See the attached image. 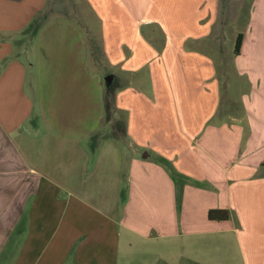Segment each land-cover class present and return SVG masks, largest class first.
Here are the masks:
<instances>
[{
    "label": "crops",
    "instance_id": "obj_1",
    "mask_svg": "<svg viewBox=\"0 0 264 264\" xmlns=\"http://www.w3.org/2000/svg\"><path fill=\"white\" fill-rule=\"evenodd\" d=\"M84 1L99 65L66 15L26 32L48 0H0V264H264V0L228 63L218 0Z\"/></svg>",
    "mask_w": 264,
    "mask_h": 264
},
{
    "label": "rangeland",
    "instance_id": "obj_2",
    "mask_svg": "<svg viewBox=\"0 0 264 264\" xmlns=\"http://www.w3.org/2000/svg\"><path fill=\"white\" fill-rule=\"evenodd\" d=\"M252 0H218V25L221 26L223 30V36L221 40V49L223 50V55L219 56V62L230 60V55L227 50L231 53L234 49L235 39L237 34H243L249 22V13ZM66 15L73 20V22L79 26L85 34V40L89 48V56L91 64L99 65L101 64V59L103 58L101 39L96 32L99 30V23L94 14L89 10L84 0H48L47 7L45 10L46 19L42 22L40 21L39 28L44 25V23L54 15ZM71 20V21H72ZM94 28V30H93ZM212 41L215 42L214 38ZM223 41V42H222ZM219 43V45H220ZM104 68L102 79L106 77V69L111 70L106 64L99 70ZM227 68H223L221 73H225ZM102 72V71H101ZM227 80H225V86L228 87L227 98L236 100L239 98L241 90L238 87V82L234 79L233 71L228 70L226 72ZM105 89V88H104ZM106 92V90H105ZM226 94L222 95V98L226 101ZM229 107V104H226ZM106 123V122H105ZM119 125V124H118ZM122 125L116 127L114 132L107 133L104 128L101 130V135H114L120 144H126L124 142V134L122 133ZM120 128V129H119ZM102 136H100L101 138ZM185 262L181 261L180 264Z\"/></svg>",
    "mask_w": 264,
    "mask_h": 264
},
{
    "label": "trees",
    "instance_id": "obj_3",
    "mask_svg": "<svg viewBox=\"0 0 264 264\" xmlns=\"http://www.w3.org/2000/svg\"><path fill=\"white\" fill-rule=\"evenodd\" d=\"M45 19H46V16H44L40 20H35L31 22L26 32L30 33L31 35H34L39 29V26H40L39 22L40 21L42 22ZM242 39H243L242 34H237L236 39H235L234 49H233L234 56H237L239 54L240 47L242 44ZM207 219L210 221H225L228 219V213L227 211H224V210H211L207 213Z\"/></svg>",
    "mask_w": 264,
    "mask_h": 264
},
{
    "label": "water",
    "instance_id": "obj_4",
    "mask_svg": "<svg viewBox=\"0 0 264 264\" xmlns=\"http://www.w3.org/2000/svg\"><path fill=\"white\" fill-rule=\"evenodd\" d=\"M106 82H107V84L109 85L110 82H111V78H110V77H107V78H106Z\"/></svg>",
    "mask_w": 264,
    "mask_h": 264
}]
</instances>
